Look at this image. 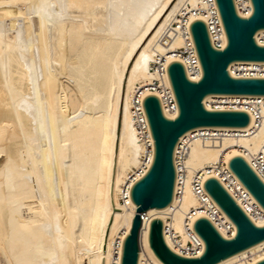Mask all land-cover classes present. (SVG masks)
<instances>
[{"label": "bare ground", "instance_id": "bare-ground-1", "mask_svg": "<svg viewBox=\"0 0 264 264\" xmlns=\"http://www.w3.org/2000/svg\"><path fill=\"white\" fill-rule=\"evenodd\" d=\"M196 4L0 0V264H109L136 211L122 197L142 150L130 117L133 91L158 80L149 67L166 54L159 38L181 8ZM260 38L264 31L255 36L264 46ZM184 46L176 36L169 49ZM228 71L264 78V63H235ZM247 99L253 102L249 108L234 105ZM203 103L245 111L250 123L243 129H256L246 137L190 144L181 201L142 214L139 264H161L147 242L151 219L189 240L184 219L198 204L191 188L195 172L204 180L217 178L208 168L242 156L264 179V167L260 173L253 164L256 157L264 159V97L208 96ZM229 185L237 203L263 226L264 211L237 179ZM209 210L199 217L213 220L222 235L233 234L225 231L230 221L214 203ZM263 249L264 241L219 264H256L264 259Z\"/></svg>", "mask_w": 264, "mask_h": 264}, {"label": "water", "instance_id": "water-1", "mask_svg": "<svg viewBox=\"0 0 264 264\" xmlns=\"http://www.w3.org/2000/svg\"><path fill=\"white\" fill-rule=\"evenodd\" d=\"M249 1L251 14L244 18L236 12L233 0H215L226 40L223 49L211 45L202 20L192 22L190 34L201 77L191 81L180 62L169 64L167 76L177 105L175 118L164 116L156 96L149 95L143 101L153 140V158L130 189V200L136 211L123 240L120 264L139 262L142 214L150 209H165L172 203L176 183L174 153L179 140L199 129H243L249 125L247 112L208 109L204 99L208 96L264 97L263 77H234L228 71L235 63H264V46L255 39L258 32L264 31V0ZM228 169L264 211V181L250 164L242 156H234L228 160ZM203 188L234 226V235L224 237L208 218L200 217L193 229L203 243V252L198 257H185L167 245L163 221L151 219L147 242L161 264H219L264 241V225L257 226L217 178L205 179ZM256 264H264V259Z\"/></svg>", "mask_w": 264, "mask_h": 264}, {"label": "built area", "instance_id": "built-area-1", "mask_svg": "<svg viewBox=\"0 0 264 264\" xmlns=\"http://www.w3.org/2000/svg\"><path fill=\"white\" fill-rule=\"evenodd\" d=\"M233 1L235 4L236 12L239 16L247 18L251 14V5L249 0ZM197 17H201L203 19V22L207 27L211 45L217 49H223L225 47V34L216 8L215 0H197V4L192 9H188L186 7L181 8L175 16L174 20L169 22V24L163 30L159 38V43L166 49V54L158 56L156 60L150 64L149 67L150 70L156 74L158 80L148 85L136 86L131 98V123L135 135L142 146V150L139 157L140 166L130 173L131 182L129 186L125 187L124 193H122L124 201L130 199L131 186L146 172L153 158V140L151 138L149 126L143 108L144 99L149 95L155 96L156 93H158L159 96L156 95V97L159 99L164 116L169 119H173L177 116V105L171 87L167 82V68L169 64L172 63L171 61H173V59L179 58L181 59L180 63L183 65L186 76L189 80L197 81L201 77L200 65L195 53L194 46L192 44L190 34V26L193 21L197 20ZM176 36H181L184 39L185 46L177 51H172L169 49V46ZM237 72H240V70H238ZM252 104L253 102L250 99H247L246 101L242 100L241 102H238L234 105H243L246 108H249ZM256 104H260V102L256 101ZM223 105L227 106L228 104ZM255 129L256 126H250V128L243 129L241 131H237V129H199L188 133L184 136V139H180L174 153L176 183L173 199L175 200L176 204L181 201L183 190L182 183L186 174L185 161L188 156L190 144L193 141L206 139V141L209 143H218L219 141L228 137L240 138L249 136L254 133ZM253 164H256L259 167L258 170H260L261 173V168L264 167V159L261 157H256L254 158ZM250 166L258 174L256 168H254L255 166ZM208 171L210 173L214 171L218 173L217 179L236 200L235 194H232L230 191L231 187L229 183H231L232 179L235 178V176L228 169V161L219 162L214 166V168H208ZM258 175L264 181L260 174ZM204 181L205 180L202 178V175L198 172H195V174L192 176L191 188L198 204L195 208L190 209L185 214V232L189 240L184 243L181 238L175 235L173 233V230L165 226L163 222V234L165 241L167 238L170 244L169 248L181 256L198 257L203 252V243L194 232L193 225L194 222L198 218H200V214L210 213V202L214 203L203 188ZM259 216H262V214L260 213ZM212 217H218V214L213 212ZM169 220L170 218L167 217V221ZM210 221L216 227V225L213 223V220ZM231 230H233V234L230 233L228 236H223L226 238H230L234 235V226L230 223L226 225L225 231L231 232ZM122 244V240H117L115 242L114 246L111 249L109 264H120ZM140 254L141 250L139 247V262ZM152 264H154V262H152Z\"/></svg>", "mask_w": 264, "mask_h": 264}, {"label": "rangeland", "instance_id": "rangeland-1", "mask_svg": "<svg viewBox=\"0 0 264 264\" xmlns=\"http://www.w3.org/2000/svg\"><path fill=\"white\" fill-rule=\"evenodd\" d=\"M260 39H261V38H260ZM261 40H263V39H261ZM234 73H237V71L235 70ZM211 105H220V104H214V103H211ZM11 154H12V153H11ZM256 217H258V216H256ZM262 251H264V249H263Z\"/></svg>", "mask_w": 264, "mask_h": 264}]
</instances>
